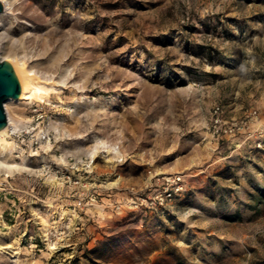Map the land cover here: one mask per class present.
Masks as SVG:
<instances>
[{
  "label": "rangeland",
  "instance_id": "374dc122",
  "mask_svg": "<svg viewBox=\"0 0 264 264\" xmlns=\"http://www.w3.org/2000/svg\"><path fill=\"white\" fill-rule=\"evenodd\" d=\"M11 1L0 264H264V0Z\"/></svg>",
  "mask_w": 264,
  "mask_h": 264
},
{
  "label": "bare ground",
  "instance_id": "6f19581e",
  "mask_svg": "<svg viewBox=\"0 0 264 264\" xmlns=\"http://www.w3.org/2000/svg\"><path fill=\"white\" fill-rule=\"evenodd\" d=\"M0 1H2V4H3V8L0 11V16L2 14H4L5 12L12 11L14 9L15 5L14 4H13L14 6L12 5L11 0H0ZM9 60L12 63L13 68H14L17 76H18L21 88H20V94L17 97H8L7 99L4 100L3 104H4L5 108H7L8 101L10 102V100L11 101L12 100L20 101V100H24V99H31L33 97H36L38 99H43L45 96L47 97V94H48L50 88H53L54 85H53V83L50 82V80H47V77L49 75L47 76L44 73L46 67L43 68L44 69L43 73L39 74V72L36 73V71L32 67H30L26 64L24 57H22L21 55L16 54L14 56H11L9 58ZM16 122H17V120H16ZM16 122H15V119L14 120L12 119V117L10 116V114L7 111L6 124L0 128V147L2 148L3 151H6L7 148H9V149L11 148V142H8L5 139L4 135L9 128H13V129L17 128ZM0 163H3V164L5 163L9 167H12V166L18 167L21 165L20 162H11V161L7 162L2 158H0Z\"/></svg>",
  "mask_w": 264,
  "mask_h": 264
},
{
  "label": "water",
  "instance_id": "95a60500",
  "mask_svg": "<svg viewBox=\"0 0 264 264\" xmlns=\"http://www.w3.org/2000/svg\"><path fill=\"white\" fill-rule=\"evenodd\" d=\"M3 8L0 1V11ZM20 82L12 63L0 57V128L6 124L7 115L4 109V100L8 97H17L20 94Z\"/></svg>",
  "mask_w": 264,
  "mask_h": 264
},
{
  "label": "built area",
  "instance_id": "2783aa9c",
  "mask_svg": "<svg viewBox=\"0 0 264 264\" xmlns=\"http://www.w3.org/2000/svg\"><path fill=\"white\" fill-rule=\"evenodd\" d=\"M215 121H218V118H215ZM217 130V129H216ZM223 132H228L232 130V127H224ZM180 179V176L177 175L176 177L171 178V182L176 184H171L170 186L165 187V189L162 191V193L158 196L159 202H162L164 198H170L173 194V192L177 191L181 185L178 184V180Z\"/></svg>",
  "mask_w": 264,
  "mask_h": 264
}]
</instances>
